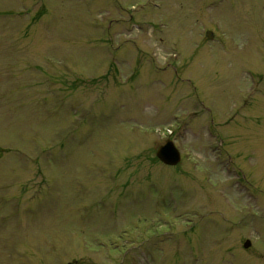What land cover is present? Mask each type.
Listing matches in <instances>:
<instances>
[{
	"label": "rangeland",
	"instance_id": "374dc122",
	"mask_svg": "<svg viewBox=\"0 0 264 264\" xmlns=\"http://www.w3.org/2000/svg\"><path fill=\"white\" fill-rule=\"evenodd\" d=\"M68 261L264 264V0H0V264Z\"/></svg>",
	"mask_w": 264,
	"mask_h": 264
},
{
	"label": "water",
	"instance_id": "95a60500",
	"mask_svg": "<svg viewBox=\"0 0 264 264\" xmlns=\"http://www.w3.org/2000/svg\"><path fill=\"white\" fill-rule=\"evenodd\" d=\"M207 38H212V32L210 30L206 31ZM156 157L167 165H176L181 159V154L179 149L174 144L172 139H167L163 144L159 145L156 149ZM251 244V240L246 238L243 242V247L247 248ZM67 264H77L76 261H69Z\"/></svg>",
	"mask_w": 264,
	"mask_h": 264
}]
</instances>
